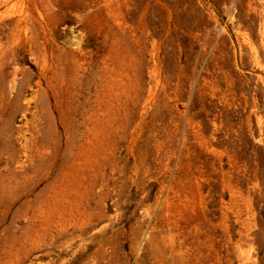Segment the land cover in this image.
<instances>
[{"label":"rangeland","instance_id":"obj_1","mask_svg":"<svg viewBox=\"0 0 264 264\" xmlns=\"http://www.w3.org/2000/svg\"><path fill=\"white\" fill-rule=\"evenodd\" d=\"M0 264H264V0H0Z\"/></svg>","mask_w":264,"mask_h":264}]
</instances>
